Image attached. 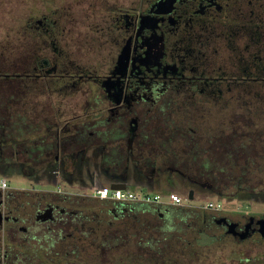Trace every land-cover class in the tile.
<instances>
[{
  "label": "flooded vegetation",
  "instance_id": "af4514ba",
  "mask_svg": "<svg viewBox=\"0 0 264 264\" xmlns=\"http://www.w3.org/2000/svg\"><path fill=\"white\" fill-rule=\"evenodd\" d=\"M66 8L8 28L0 45V180L6 179L0 186V264H29L30 251L41 257L45 246L55 255L95 250L105 256V234L131 228L134 240L144 230L166 239L191 235V244L210 234L228 249L229 238L233 253L264 264L263 214L189 201L210 193L226 201L264 199L263 162L235 167L231 150L247 146L248 138L226 135L232 112L242 105L248 116H259L247 126L264 133V108L254 110L264 106V0L107 6L102 41L95 45L105 54L96 61L75 55L96 52L88 43L94 24L81 23ZM65 95L84 99L68 113ZM222 173L237 180L223 182ZM14 176L30 185L15 183ZM112 184L153 190L161 199L94 195V187ZM172 193L181 196L180 204L170 200Z\"/></svg>",
  "mask_w": 264,
  "mask_h": 264
},
{
  "label": "rangeland",
  "instance_id": "374dc122",
  "mask_svg": "<svg viewBox=\"0 0 264 264\" xmlns=\"http://www.w3.org/2000/svg\"><path fill=\"white\" fill-rule=\"evenodd\" d=\"M124 1L125 0H0V43L2 44V42H4V35L6 34V30L8 28H12V27L19 28L20 26L17 27V25H21L30 15L40 16L42 14L50 13L51 12L50 10L52 9L54 10L58 6H62V8L67 7L65 11H67L68 15L70 13L75 15L76 17H78L81 23H84V24L93 23L94 24L95 29H94V32H91V37L89 38L90 42L88 43L93 44L94 48L96 49L98 42L102 41L100 39V36H102L101 33H102V26H103V21H104L103 15L105 14V7L112 6L117 3L123 4ZM92 3L94 4V6L92 5ZM98 28L101 29L100 32H97L98 30L96 29ZM84 29L79 30L78 32L82 33ZM100 51L101 49H96V52L77 51L75 55L77 57L83 56L84 59L89 58L90 60L93 59L94 61H96V59H98L96 55L101 54V56L100 55L99 56L100 58H102L103 54H105L104 52L105 47L103 51H101V53ZM231 95L234 96L233 91L231 92ZM242 98H247V97L243 95ZM83 99H84V96L82 95L81 96L80 95L78 96L65 95L63 96V109H65L68 113L70 111L74 112V110L71 108L74 105L73 103L74 102L77 103V100H83ZM47 100L48 99L46 98L39 99L40 103H43V104H45ZM48 107L50 108V106L47 105L46 109H48ZM74 108L76 110L78 109L76 108V106H74ZM254 108H255L254 110H257V108H264V106L257 104L256 106H254ZM245 110L246 109L244 105H242V107H238L232 112V115L234 114V116L230 117L232 120L231 121L232 127L229 128L226 132L227 139L235 138L234 140L242 141V138H245V139L248 138V142H246L247 146H244V147L238 146V149H235L233 147L231 150L233 157L235 154H237L238 164L235 165V167H239L240 164H245L247 162L251 163V160L252 161L254 160L253 162L255 164H258V162H261V163L263 162L262 165L264 166V159L258 158L260 156L258 154L259 150L264 152V133H261V132L258 133L255 130V127L253 128V127L247 126L248 121L250 119L258 118L259 116H256L255 113H251L250 116H248ZM213 116L214 115L210 117H213ZM221 118L227 119L229 118V116H222ZM210 122L214 123V119H210ZM261 128L259 127V129ZM250 136H252L251 140L255 142L254 147L251 148V150L249 148V142H250L249 137ZM260 138L263 140V143L257 144L256 142ZM222 141L224 142L226 141L225 137L223 138ZM228 144H230V142H228ZM216 145H218L217 142H216ZM219 151L220 150L218 147H214L213 156L214 155L217 156V154L215 153ZM232 161H236V158H234ZM255 164L253 165V167L256 166ZM230 167L231 166L228 165V168ZM256 172L257 170L254 169V173ZM259 174L260 173H257V176L253 178V183H255V179L260 177L258 176ZM235 176L236 174L225 175L224 173H222L221 178L223 182L229 183L231 177L234 178V181L237 180V177ZM28 180L29 179L27 178L25 179L23 176H18V177L14 176L12 181H14L15 183L17 182L22 185L28 186L30 185V182ZM62 185L66 189L68 188L71 190L77 189V188L70 187L71 185L68 182L63 183ZM128 189H130L131 191H135L136 193L140 195L145 194V193H155L153 190H148V189L141 188V187H129ZM189 201L197 206H204V205L208 206L209 204L213 203L214 206L211 207L212 209H215V208H218L221 210L233 209V210H237L240 213H245L248 215H259V214L264 215V199L262 198L258 200H251V201H248V200L246 201L244 200L226 201L224 199H221L216 194L210 193V194L205 195L202 199H194V200H189ZM163 235L164 234H157L159 243H161L164 240L165 236L163 237ZM209 235L210 234H201L198 237L201 239V242L200 243L193 242V245L191 247H190L189 241L192 239V236L191 235L186 236L187 239H184V242L187 243V246H185V250L181 252L182 247H176V248H179L178 252L179 253L181 252V254H183L184 256H181L179 261L177 258L174 257L175 255L169 256L170 259H172L170 261L171 262L170 264H235V263L236 264H251L250 262L248 263L246 262L244 255H241L238 251H234L233 253L230 250L231 249L229 247V245H231L230 242H232L234 247H235V243L233 241H230L229 238H227V243L229 245L227 244L228 249H226V247L224 248L223 246H221V243L222 242L224 243V241H222L223 239L221 241H216L214 239V236L208 237ZM157 236H154L153 239H155ZM139 238H140V235L137 234L136 239H139ZM217 240H220V238H218ZM215 241L217 244L215 243ZM233 245H231L232 250H233ZM157 246L158 245H156V247ZM247 247H245V249H247ZM44 248L45 249L43 250V252H40L41 257L34 256L32 252L30 251L31 253L29 256L30 259H28L29 264H37V262L38 263L46 262V264L51 262L50 264H57L55 263V261L58 262L59 264H123L122 262H120V259L122 258L124 252L119 253V250L117 253H115L114 257L110 258V260L107 259L105 261V256L104 254L101 253L102 256L101 257L97 256L99 259L98 261H96L95 255L93 256V254L92 255L86 254L87 256H85V254L84 255L82 254L81 256L75 257L72 254L71 255L64 254V251L60 250L59 254L55 255L54 252H50V249L52 250V247L45 246ZM134 248L136 252L134 251ZM134 248L132 247L135 253L140 251L137 247H134ZM31 249H32V246H31ZM124 250L125 249H123V251ZM256 251L257 250L254 249L253 252L252 251L248 252L249 257L252 256L250 258L251 260L254 259ZM93 253L95 254V250L93 251ZM142 253L149 255V256L150 255L153 256V254L148 248L147 250L146 249L143 250ZM49 257H53L52 261H49L48 259ZM156 257H159V256H156ZM169 257H167V259ZM135 258L133 257L127 258L124 264H153L152 261H148V259L146 258H139V259L138 258L135 259Z\"/></svg>",
  "mask_w": 264,
  "mask_h": 264
},
{
  "label": "trees",
  "instance_id": "16d2710c",
  "mask_svg": "<svg viewBox=\"0 0 264 264\" xmlns=\"http://www.w3.org/2000/svg\"><path fill=\"white\" fill-rule=\"evenodd\" d=\"M32 16L34 15H30L29 17H27V19ZM27 19L22 23L23 25L26 24ZM130 230H131L130 231L131 234L130 233L129 234H105V261L107 259L110 260V258L114 257L115 253H117L118 250H119V253L124 252L122 258L120 259V262H122L123 264L129 257H133V258L137 257L138 259L146 258L148 259V261H152L153 264L154 263L170 264L171 263L170 261L172 259H170L169 256L175 255L174 257L177 258L178 261L180 260L181 256H184L183 254H181V252L185 250V246H187V243H185L184 240L180 237H174V239H169L170 237L168 236V239H166L167 237H165L164 240L161 243H159V241L156 240V238L153 239V237L151 236L152 233L150 231L144 230L142 231V234L140 235V240L138 239L134 240L132 232H135L136 228L134 229L131 228ZM189 244H190V247L193 245L191 243ZM156 245L158 246L156 247ZM132 247L133 248L137 247L140 251L135 253L136 252L135 248H134V251H135L134 252ZM176 247H182V250L180 253L178 252L179 248H176ZM147 248L151 251L153 256L152 255L149 256V255L142 253V251L145 249L147 250ZM123 249L125 250L123 251ZM95 252L96 253L95 254L93 253V256L95 255V260L98 261L99 258L97 256L101 257L102 254L100 251H95ZM156 256H159V257H156ZM167 257L169 258L167 259Z\"/></svg>",
  "mask_w": 264,
  "mask_h": 264
},
{
  "label": "built area",
  "instance_id": "2783aa9c",
  "mask_svg": "<svg viewBox=\"0 0 264 264\" xmlns=\"http://www.w3.org/2000/svg\"><path fill=\"white\" fill-rule=\"evenodd\" d=\"M6 179L2 178L0 180V186L5 185ZM94 195L101 197V198H111L117 201H132L141 199L145 202L151 201H159L161 199L158 193H145V194H138L135 191L125 190L121 188L112 189L109 186H102V187H94L93 189ZM170 200L175 203H181L182 198L177 193L170 194ZM213 203L209 204L208 207H213Z\"/></svg>",
  "mask_w": 264,
  "mask_h": 264
},
{
  "label": "water",
  "instance_id": "95a60500",
  "mask_svg": "<svg viewBox=\"0 0 264 264\" xmlns=\"http://www.w3.org/2000/svg\"><path fill=\"white\" fill-rule=\"evenodd\" d=\"M111 187L112 189H117V188L125 189L126 188V186L121 185V184H112Z\"/></svg>",
  "mask_w": 264,
  "mask_h": 264
}]
</instances>
